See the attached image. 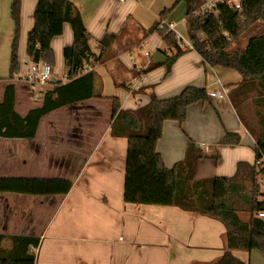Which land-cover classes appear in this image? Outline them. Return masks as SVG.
I'll use <instances>...</instances> for the list:
<instances>
[{"label":"crops","instance_id":"0c3cea01","mask_svg":"<svg viewBox=\"0 0 264 264\" xmlns=\"http://www.w3.org/2000/svg\"><path fill=\"white\" fill-rule=\"evenodd\" d=\"M12 1L0 0V103L6 87L14 84L15 110L25 118L30 111L43 106L45 96L54 91L56 82H67L64 51L73 45L74 34L71 25L65 24L63 34L52 40L56 63L51 81L46 85L28 81L34 63L27 56V42L35 25L37 0H22L20 74L14 81L8 80L15 33ZM69 1L82 15L91 36L92 53L101 54L99 43L106 35L118 36L108 57L89 65L90 71L97 74L96 93L101 97L63 107L46 116L34 139L0 138V172L6 174L0 178L73 182L67 195L0 193V235L41 238V246L32 250L37 255L36 264L217 261L227 250L226 230L221 222L178 207L125 202L128 140L112 136V99L118 98L124 110H137L149 104L151 90L133 94L116 85L122 83L132 91L152 87L160 100L176 97L186 87L204 88L207 93L218 91L221 86L227 88L229 100L210 99L190 106L182 125L165 122L157 151L166 167L172 169L184 160L192 140L204 154L215 150L219 154L217 161L211 158L198 161L194 181L230 178L236 174L239 163L254 166L256 162V141L230 100L242 77L234 70L205 65L192 49L176 61L169 73L161 66L146 75H137L174 54L157 33L151 34L149 30L160 21L164 10L175 8L180 0ZM210 1L205 0L206 4ZM181 8L186 14L185 1ZM185 16L176 22L172 13L162 24L173 26L181 34L178 27L180 22L186 24ZM136 53L146 59H138ZM227 132L239 134L241 143L228 145ZM12 146L14 149L10 150ZM8 162L10 165H5ZM262 178L259 177L260 181ZM4 247L9 248L10 242L6 241ZM232 254L248 264H264V254L258 250H232Z\"/></svg>","mask_w":264,"mask_h":264},{"label":"trees","instance_id":"16d2710c","mask_svg":"<svg viewBox=\"0 0 264 264\" xmlns=\"http://www.w3.org/2000/svg\"><path fill=\"white\" fill-rule=\"evenodd\" d=\"M183 1V0H180ZM188 4L186 25L192 50L196 51L205 65L236 71L242 83L230 95L231 102L245 106L251 102L256 123L243 124L256 141V162L238 164L233 177H215L194 181L198 161L202 158L218 160L219 154L206 155L190 140L184 160L172 169L157 151L167 121L182 125L188 108L200 102H209L204 88L186 87L178 96L160 100L152 87L132 91L126 84L119 88L139 94L151 90L148 105L137 110L122 109L120 100L113 98L112 136L128 140L125 194L129 204L178 207L184 211L196 212L215 219L225 227L227 250L223 256L208 264H248L237 259L232 250H258L264 254V221L258 213L264 210L258 176L264 172V0H242L241 9L227 4H218L214 12H197L205 0H185ZM170 13L164 10L149 33H157L163 43L174 54L164 63L152 64L138 76L146 75L165 66L169 73L176 61L189 50L178 46L175 35L162 24ZM22 0H13L11 18L15 33L11 47L9 79L14 81L20 74L19 42L21 36ZM35 25L28 35L27 56L35 64L55 66L56 59L52 40L63 34L64 25L69 24L74 42L64 51L67 68V82H56L54 91L44 98L43 106L34 109L23 118L17 114L16 87H6L3 102L0 103V138L34 139L42 119L67 106L77 105L94 97L97 74L83 73L92 63L108 57L111 45L118 36L106 35L99 43L101 54L92 53L91 36L84 24L78 7L69 0H37ZM203 35V37H201ZM234 103V102H233ZM251 120V118H250ZM228 145H239L241 136L227 132ZM262 163V164H257ZM73 182L66 179L0 178V193L20 195L54 196L67 195ZM241 214H248L247 220ZM10 242L5 248L4 243ZM41 246L38 237H7L0 235V264H36L37 255L32 249Z\"/></svg>","mask_w":264,"mask_h":264},{"label":"built area","instance_id":"2783aa9c","mask_svg":"<svg viewBox=\"0 0 264 264\" xmlns=\"http://www.w3.org/2000/svg\"><path fill=\"white\" fill-rule=\"evenodd\" d=\"M127 1L130 0H117V2L119 3H125ZM137 2H140L142 0H134ZM241 2L242 0H239L237 2H235L234 0H212L209 3L203 5L198 13L200 14H208L211 12H214L216 10V7L218 4H227L230 7H234L236 9H241ZM170 31H172L175 35V38L178 42V46L181 49H192V44L190 41H186L184 39V37L179 34L178 32H176V30L174 29L173 26L168 27ZM87 72H91L90 71V66L86 67L84 69L83 73H87ZM52 75H53V70L52 67L48 64H32L31 68H30V73L28 76V81L37 84V85H46L48 84L51 79H52ZM208 96L211 100H218V101H223V100H229V90L227 88H225L224 86H221V89L218 91H212L208 93ZM264 162V159L263 161ZM262 164V163H257ZM262 167L264 168L263 164ZM258 218L264 221V210L260 211L258 213ZM35 250V249H32Z\"/></svg>","mask_w":264,"mask_h":264},{"label":"rangeland","instance_id":"374dc122","mask_svg":"<svg viewBox=\"0 0 264 264\" xmlns=\"http://www.w3.org/2000/svg\"><path fill=\"white\" fill-rule=\"evenodd\" d=\"M183 1H185V0H183ZM183 1L178 2L176 4L175 8L169 9L170 10V13H169L168 16H170L173 13L174 16L176 17V20H177L176 22H179L180 19H183L184 16L186 15L185 14V11H183L182 8H181V6H183ZM234 1L237 2L239 0H234ZM185 5H186V12H187V9H188L187 1H185ZM199 9L197 10V12L199 11ZM185 18H186V16H185ZM186 27H187V25L184 22H180L179 23L178 30L182 34V36L184 37V39L187 41V39L189 38V36H188L187 31H186ZM201 37H203V35H201ZM182 50H185V49H182ZM186 50H190V49L187 48ZM136 56H137L138 59H140V58L146 59L143 55H139L138 53L135 54V57ZM233 102H232V105H233L234 109L236 110V112L238 113L240 119L243 120V122H245L248 125H252V124H254V123L257 122L256 121L257 118H255V115H254V112H253V108H252V105L253 104L251 102H247L245 104V106H240V107L237 105V103L235 101H233ZM250 118H251V120H250ZM12 149H14V146H12L10 148V150H12ZM5 165H8L9 166L10 165V162L5 163ZM4 175H6L5 172L1 171L0 172V176H4ZM259 177H264V172L258 176V184L260 186V192H261V196L259 197V201H264V179L262 178L261 181H260ZM241 217L244 220H247L248 217H249V215L248 214H241Z\"/></svg>","mask_w":264,"mask_h":264}]
</instances>
